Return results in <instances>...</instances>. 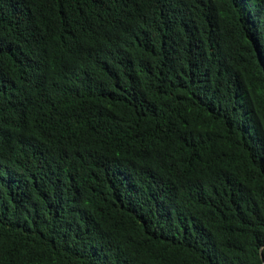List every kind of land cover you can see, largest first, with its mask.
I'll use <instances>...</instances> for the list:
<instances>
[{"label":"trees","instance_id":"obj_1","mask_svg":"<svg viewBox=\"0 0 264 264\" xmlns=\"http://www.w3.org/2000/svg\"><path fill=\"white\" fill-rule=\"evenodd\" d=\"M0 264H264V0H0Z\"/></svg>","mask_w":264,"mask_h":264}]
</instances>
